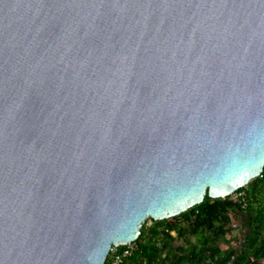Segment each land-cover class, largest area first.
<instances>
[{"label":"water","instance_id":"obj_1","mask_svg":"<svg viewBox=\"0 0 264 264\" xmlns=\"http://www.w3.org/2000/svg\"><path fill=\"white\" fill-rule=\"evenodd\" d=\"M263 167L264 0H0V264H104Z\"/></svg>","mask_w":264,"mask_h":264},{"label":"trees","instance_id":"obj_2","mask_svg":"<svg viewBox=\"0 0 264 264\" xmlns=\"http://www.w3.org/2000/svg\"><path fill=\"white\" fill-rule=\"evenodd\" d=\"M234 193L235 200L206 193L203 201L178 215L146 219L135 249L121 264H264V167ZM243 218L247 230L242 243L233 247V231Z\"/></svg>","mask_w":264,"mask_h":264},{"label":"built area","instance_id":"obj_3","mask_svg":"<svg viewBox=\"0 0 264 264\" xmlns=\"http://www.w3.org/2000/svg\"><path fill=\"white\" fill-rule=\"evenodd\" d=\"M229 195L233 200L236 199V194L234 192ZM135 247L136 245L134 241L124 245L113 247L111 250L112 255L107 264H121L125 258L131 255Z\"/></svg>","mask_w":264,"mask_h":264},{"label":"rangeland","instance_id":"obj_4","mask_svg":"<svg viewBox=\"0 0 264 264\" xmlns=\"http://www.w3.org/2000/svg\"><path fill=\"white\" fill-rule=\"evenodd\" d=\"M245 220L244 218L241 219V221L236 225L235 230L233 231L234 235H235V241L233 242V247H238L244 238V234L246 232V228H245Z\"/></svg>","mask_w":264,"mask_h":264},{"label":"clouds","instance_id":"obj_5","mask_svg":"<svg viewBox=\"0 0 264 264\" xmlns=\"http://www.w3.org/2000/svg\"><path fill=\"white\" fill-rule=\"evenodd\" d=\"M261 174V173H260Z\"/></svg>","mask_w":264,"mask_h":264}]
</instances>
